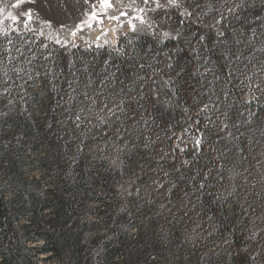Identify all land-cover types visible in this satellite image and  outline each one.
I'll list each match as a JSON object with an SVG mask.
<instances>
[{
  "label": "trees",
  "instance_id": "16d2710c",
  "mask_svg": "<svg viewBox=\"0 0 264 264\" xmlns=\"http://www.w3.org/2000/svg\"><path fill=\"white\" fill-rule=\"evenodd\" d=\"M187 35L177 32L160 44L127 35L115 48L77 47L70 50L68 64L62 51L40 37L0 35V264H236L240 248L264 259L260 233L250 238L246 217L206 203L207 186L197 194L195 223L177 211L171 221L154 220L152 230L140 223L133 234L131 225L152 210L128 203L120 211L108 186V165L102 163L96 177L90 158H71V151L57 145L60 136H77L71 103L90 96L92 88L122 99L116 121L121 128L135 122L136 130L149 133L162 124L150 108V74L172 78L176 98L186 106L194 80L190 70L204 55L201 45L210 48L212 42ZM234 102L248 106L239 94ZM201 103L196 98L195 108ZM223 110L233 116L231 109ZM252 118L264 120V104ZM207 130L200 129L202 145L212 142ZM34 170L41 175L31 174ZM97 186L106 194H96ZM99 198H108L103 209L91 205ZM206 217H214V227ZM219 241L224 253L212 256L211 250H221ZM175 250L182 256L171 259Z\"/></svg>",
  "mask_w": 264,
  "mask_h": 264
},
{
  "label": "rangeland",
  "instance_id": "374dc122",
  "mask_svg": "<svg viewBox=\"0 0 264 264\" xmlns=\"http://www.w3.org/2000/svg\"><path fill=\"white\" fill-rule=\"evenodd\" d=\"M70 1L0 0V35L40 37L62 51L67 64L71 49L115 48L127 35L144 36L160 44L180 32L200 39L209 37L212 42L210 48L201 45L204 55L196 57L190 70L194 80L188 85L186 106L177 100L172 78L150 74L146 89L150 108L162 119L160 127L149 133L141 128L136 130L135 122L125 125L126 130L121 128L116 121L123 108L122 99L102 96L92 88L90 96L71 103V120L77 136L58 137V147L71 151V158H90L96 177L101 164L108 165V186L119 199L120 211L128 203L152 210L131 225L133 234L140 223L152 230L154 220L171 221L177 211L187 213V219L195 223L197 194L207 186V195L211 197L206 203L222 204L230 215L239 213L246 217L249 237L260 233L264 248V120L252 118L264 104V0H176L175 5L159 0L161 7L152 0L147 4L143 0H110L111 7L101 17L103 23L93 22L91 27L83 21L98 0H78L76 5ZM139 8L144 12L138 13ZM21 12L30 13L31 20L21 16ZM9 14L17 16V20L10 19ZM137 14L145 24L134 20L138 30L133 32L127 20ZM108 16L120 19L109 20ZM165 32L169 33L167 37ZM237 94L247 103L246 108L234 102ZM196 98L202 100L197 108ZM225 108L233 111L231 118ZM211 112L215 115H209ZM201 127L208 128L211 143L202 145ZM183 152L186 158L182 157ZM31 174L41 175L38 170ZM53 176L51 173L48 179ZM94 189L96 194H106L100 186ZM107 200L95 199L91 205L103 209ZM261 217V223L254 227ZM204 221L215 226L214 217ZM221 242L216 246L220 248ZM210 252L219 257L224 249ZM236 254V264H264V259L242 248ZM181 256L175 250L169 257Z\"/></svg>",
  "mask_w": 264,
  "mask_h": 264
},
{
  "label": "snow or ice",
  "instance_id": "6c2138e0",
  "mask_svg": "<svg viewBox=\"0 0 264 264\" xmlns=\"http://www.w3.org/2000/svg\"><path fill=\"white\" fill-rule=\"evenodd\" d=\"M84 2L88 3V0H84ZM143 2L145 4H147L149 2V0H143ZM152 2L155 3L157 7H161L159 0H152ZM168 3L175 5L176 0H168ZM17 7H18V5H17ZM110 7H111L110 0H98V4L92 5V12L86 13V19L83 21V23L87 24L89 27H91L93 22H96L98 24H102L103 20L101 19V17L106 15V10ZM143 12H144L143 8L138 9V13H143ZM20 15L26 16L29 21L31 20V14L28 12H21ZM121 15H126V13H121ZM9 18L12 19L13 21L17 20V16H13L12 14H9ZM107 19L119 21L120 17L108 16ZM134 20H138L141 25L145 24L144 18L139 14L129 17L127 22L129 24L130 29L133 32L138 30L137 24L133 23ZM25 27H27V23H25ZM79 27L80 26L78 25L77 28L79 29ZM149 27H150V25H149ZM104 34L106 35V33H104ZM71 35L74 37L76 35V32L73 31L71 33ZM168 35H169L168 32L164 33L165 37H167ZM56 42L61 43L59 40H57ZM196 143H197V145H199L200 141L197 140ZM181 151H183V149H181Z\"/></svg>",
  "mask_w": 264,
  "mask_h": 264
},
{
  "label": "bare ground",
  "instance_id": "6f19581e",
  "mask_svg": "<svg viewBox=\"0 0 264 264\" xmlns=\"http://www.w3.org/2000/svg\"><path fill=\"white\" fill-rule=\"evenodd\" d=\"M78 2V0H71L70 1V4H72V5H76V4H78L77 3ZM68 5V4H67ZM63 7V6H62ZM68 7H69V5H68ZM68 7H66V9L68 8ZM64 8V7H63ZM70 9V8H69ZM53 11V10H52ZM55 11V10H54ZM79 12V11H78ZM63 14V13H62ZM55 15V14H54ZM63 20V19H62Z\"/></svg>",
  "mask_w": 264,
  "mask_h": 264
}]
</instances>
